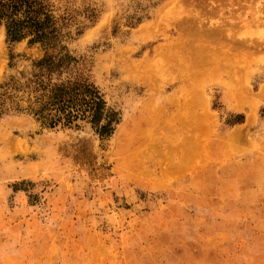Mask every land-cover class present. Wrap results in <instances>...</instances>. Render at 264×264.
I'll return each mask as SVG.
<instances>
[{
    "label": "rangeland",
    "instance_id": "374dc122",
    "mask_svg": "<svg viewBox=\"0 0 264 264\" xmlns=\"http://www.w3.org/2000/svg\"><path fill=\"white\" fill-rule=\"evenodd\" d=\"M171 1L52 0L120 121L0 118V264H264V0Z\"/></svg>",
    "mask_w": 264,
    "mask_h": 264
},
{
    "label": "trees",
    "instance_id": "16d2710c",
    "mask_svg": "<svg viewBox=\"0 0 264 264\" xmlns=\"http://www.w3.org/2000/svg\"><path fill=\"white\" fill-rule=\"evenodd\" d=\"M66 20L64 15H56L52 0H0V27L5 28L7 41L28 38L46 50L29 71L0 84V118L26 113L50 128L78 126L83 121L91 123L101 136H109L119 117L107 110L97 88L78 75V60L63 43L69 36Z\"/></svg>",
    "mask_w": 264,
    "mask_h": 264
},
{
    "label": "bare ground",
    "instance_id": "6f19581e",
    "mask_svg": "<svg viewBox=\"0 0 264 264\" xmlns=\"http://www.w3.org/2000/svg\"><path fill=\"white\" fill-rule=\"evenodd\" d=\"M181 3H183L182 0H172V1H171V4H172V5H180ZM168 7H170L169 4H168ZM198 33L201 34V33H205V32H204V30H200V31H198ZM197 57H199V56H197ZM199 58H200V57H199ZM192 94H193V93H192ZM191 99H192V98H191ZM185 101H187V100H185ZM178 113H179V112H178ZM190 116H191V115H190ZM249 118H250V116H249ZM187 119H188V118H187ZM190 120H191V119H190ZM186 122L188 123V121H186ZM189 125H190V124H189Z\"/></svg>",
    "mask_w": 264,
    "mask_h": 264
}]
</instances>
